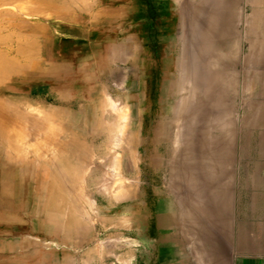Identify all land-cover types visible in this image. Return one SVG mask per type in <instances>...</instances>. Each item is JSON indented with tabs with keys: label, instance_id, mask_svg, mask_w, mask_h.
Segmentation results:
<instances>
[{
	"label": "rangeland",
	"instance_id": "rangeland-1",
	"mask_svg": "<svg viewBox=\"0 0 264 264\" xmlns=\"http://www.w3.org/2000/svg\"><path fill=\"white\" fill-rule=\"evenodd\" d=\"M263 13L0 0V264H230L229 195L264 165Z\"/></svg>",
	"mask_w": 264,
	"mask_h": 264
},
{
	"label": "crops",
	"instance_id": "crops-1",
	"mask_svg": "<svg viewBox=\"0 0 264 264\" xmlns=\"http://www.w3.org/2000/svg\"><path fill=\"white\" fill-rule=\"evenodd\" d=\"M254 172L238 196L236 187L229 195L224 230L230 264H264V165Z\"/></svg>",
	"mask_w": 264,
	"mask_h": 264
},
{
	"label": "bare ground",
	"instance_id": "bare-ground-1",
	"mask_svg": "<svg viewBox=\"0 0 264 264\" xmlns=\"http://www.w3.org/2000/svg\"><path fill=\"white\" fill-rule=\"evenodd\" d=\"M61 10H63V9H61ZM30 11H38V8H35V9H32V8H31ZM263 14H264V13H263ZM67 17H68V16H67ZM219 19H220V18H219ZM202 21H203V20H202ZM225 29H226V28H225ZM210 31H211V30H210ZM207 33H210V32L208 31ZM206 35H209V34H206ZM214 35H215V34H214ZM217 35H218V34H217ZM222 35H223V34H222ZM205 42H206V39H205ZM253 47H254V46H253ZM26 51H28V50L26 49ZM26 51H25V52H26ZM18 52H19V51H18ZM251 52H252V51H251ZM19 53H20V52H19ZM3 61H4V60H3ZM8 61L11 62L10 60H8ZM8 61H7V62H8ZM184 65H185V64H184ZM15 66H16V64H15ZM212 70H213V69H212ZM221 72H223V71H221ZM221 72H220V73H221ZM0 73H1V72H0ZM12 73H13V72H12ZM8 74H9V73H8ZM10 74H11V73H10ZM208 74H209V73H208ZM210 74H211V73H210ZM210 74H209V75H210ZM156 75H157V74H156ZM212 75H213V72H212ZM219 75H220V74H219ZM219 75H218V76H219ZM217 86H218V85H217ZM249 89H250V88H249ZM262 92H263V91H262ZM207 102H210V101L208 100ZM212 106H213V105H212ZM1 110H2V109H1ZM1 110H0V111H1ZM3 113H4V112H3ZM5 113H6V112H5ZM5 116H6V114H5ZM9 117H10V116H9ZM9 117H8V118H9ZM1 119H4V116H2V114L0 113V120H1ZM16 119H17V118H16ZM2 124H3V123H2ZM5 124H7V123L4 122V125H1V124H0V139L3 140V141L6 139V136H7V133H8V129L11 130V128H8V129H7L6 127H8V126H6ZM13 136H14V135H13ZM8 139H9V138H7V140H8ZM1 142H2V141H1ZM4 142H5V141H4ZM7 142H10V143H11L12 141H10V139H9V141H7ZM12 143H14V141H13ZM3 144H4V143H3ZM5 145H6V142H5ZM5 145H4V146H0V147L3 149V151L6 150V149L8 150L7 147L9 146V143H8V145H7L6 147H5ZM12 145H13V144H12ZM9 147H11V145H10ZM12 147H13V146H12ZM13 148H14V147H13ZM10 149H11V148H10ZM6 152H8V151H6ZM10 152H11V151H10ZM11 153H12V152H11ZM7 155L10 156V154H7ZM12 155H13V154H12ZM22 155H23V154H22ZM13 156H14V155H13ZM1 157H2V156H1ZM20 157H21V156H20ZM0 159H1V158H0ZM9 159H10V158L8 157V160H9ZM20 160H21V159H20ZM13 161H14V158H13ZM18 161H19V160H18ZM20 162H22V161H20ZM8 170H9V169H8ZM4 171H6V169H4ZM1 172H2V171H1ZM15 173H16V172H15ZM3 174H6V173H3ZM11 174H12V173H11ZM6 176L9 177V176H11V175L8 176V174H7ZM17 177H18V176H17ZM4 178H5V177H4ZM10 178H11V177H10ZM0 179H1V178H0ZM15 184H16V183H15ZM13 189H14V188H13ZM22 189H23V188H22ZM25 194H26V192H25ZM14 197H15V196H14ZM14 197H13V198H14ZM32 197H33V196H32ZM56 198H57V197H56ZM19 200L21 201V199H19ZM46 200H47V199H46ZM53 201H54V200H53ZM56 201H57V200H56ZM28 202H29V201H28ZM32 202H33V201H32ZM58 202H59V201H58ZM33 203H34V202H33ZM45 203H46V202H45ZM15 204H16V203H15ZM5 205H6V204H3V206H5ZM26 206H28V205H26ZM40 209H41V207H40ZM40 209H39V210H40ZM43 209H44V207H43ZM11 210H12V209H11ZM11 210H10V211H11ZM62 210H63V209H62ZM42 211H43V210H42ZM47 211H48V210H47ZM40 212H41V210H40ZM42 213H43V212H42ZM58 213H59V212H58ZM53 214H54V211H53ZM24 215H25V214H24ZM26 216H27V215H26ZM61 219H62V218H61ZM5 224H6V223H5ZM64 226H65V225H64ZM64 226H63V227H64ZM32 227H33V226H32ZM194 254H195V253H194Z\"/></svg>",
	"mask_w": 264,
	"mask_h": 264
}]
</instances>
